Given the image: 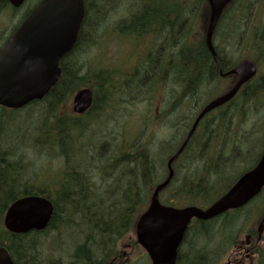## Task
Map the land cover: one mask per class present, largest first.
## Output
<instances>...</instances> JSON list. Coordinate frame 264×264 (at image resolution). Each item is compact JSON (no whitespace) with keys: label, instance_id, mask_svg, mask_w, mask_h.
I'll return each mask as SVG.
<instances>
[{"label":"trees","instance_id":"trees-1","mask_svg":"<svg viewBox=\"0 0 264 264\" xmlns=\"http://www.w3.org/2000/svg\"><path fill=\"white\" fill-rule=\"evenodd\" d=\"M84 1L86 15L79 40L73 52L62 60V76L59 82L44 99L34 101L20 109L30 112L29 115L32 117L33 111L36 110L37 117L34 118H38L40 124L31 130L36 133L31 145L58 162V167L53 166L55 174L44 176L37 171H30V168H36V163L28 159L24 153L25 149L17 151L15 148H4V143L0 139V246L8 249L16 264H65L55 257L45 259L40 248L42 243L40 237L51 228L60 227H66L70 231L72 229L70 233L75 238L77 234L85 236L75 246L71 260L67 264H118L116 260L112 262V259L118 253L119 241L131 232L138 216L148 206L153 188L164 179L161 168L162 171L164 170V175L167 174V161L161 164L157 159L159 150L154 146L153 137L141 135L129 143H124L118 138V142L105 141L93 144L90 140V143L85 144L82 140L85 139L86 124L83 119L86 116H76L64 110L63 106L68 104L70 97L84 85H91L95 94L94 103L87 114L92 113L96 107L103 109L105 103L107 104L117 90L122 91L120 84H109L105 78L107 71L104 69L84 71L86 63L79 61L75 56L77 51H84L85 45L92 44L91 28L96 30L106 19L107 11L115 9L117 3L119 6L120 0ZM235 1L237 0H234L225 12L233 7ZM135 4L129 16L123 20L128 27L122 26L124 22H121L115 25L117 29L132 35L156 33L162 39L153 42L155 51L152 48L148 50L147 45H143L144 41L136 43L134 50L146 48L147 53L142 57L143 63L140 68L134 70L133 79L124 81L123 91H126L130 95V101L134 102L139 99L141 91L152 90L155 85L162 82L172 81L182 84L180 92L173 95L175 98L172 111L174 112L182 105L185 97L183 78L186 79L187 73L183 72L185 68L182 51L183 36L189 33L200 4L204 5V13L209 16V4L207 0L182 2L179 6H176L174 0H138ZM250 7L251 3L245 9ZM8 8H13L10 1L0 0V13ZM252 10L247 12L250 13L248 17H252ZM225 12L223 17L226 15ZM178 13L182 14L178 16L176 15ZM17 26L18 24L13 29ZM233 29L230 31V39L235 37L237 40L243 29L238 24H235ZM247 32V35L243 34L252 52L248 58L258 65V74L243 86L236 97L228 103V108H223V111L221 109L219 117L212 116L211 119L206 117L200 123L184 152L174 164L176 173L173 180L162 192L166 195L165 200L169 205L176 207L209 205L223 195L240 175L260 158L262 147L251 166L247 168V165L243 166V169H246L237 174L227 171L229 167L234 170L240 163L248 162L256 152V148L251 145L247 146V150H244L243 145L235 146L237 139L234 124L237 125L238 130L242 123L241 117L245 116L246 119L249 110H253L254 106L257 108L264 106V71H261V67H264V24L252 26ZM231 44L228 43L226 49L217 47L218 59L223 71L236 64L231 60L230 53L233 52L230 48ZM198 48L200 51H196ZM140 50L143 52L144 49ZM191 52L192 59L187 62L188 68L191 72H195L198 68V71L203 73L206 86L207 75L213 70L211 55L204 45L194 44ZM195 52L202 56L200 62L194 58ZM212 79L214 80L212 83L224 80L222 77L219 78L217 73ZM105 85L110 86L111 92L102 101L98 93H101L99 88H104ZM134 88L135 91H130ZM198 105V102L195 103V106ZM263 117L264 115L260 120ZM215 119L212 128L208 129ZM257 126L254 131L249 130L251 139ZM4 132L0 127V135ZM26 139H29L28 135ZM228 144H232V150L229 154H225L224 150ZM19 146L22 147V143ZM179 146L180 143L176 146L174 144L168 146V150L173 148L171 155ZM192 152L196 159L191 158V160L197 163L195 162L192 172L184 173L187 174L185 176L179 168V163L190 157ZM186 170L189 171V167L185 168ZM33 194L52 200L55 212L49 226L41 231L34 230L23 234L8 231L3 224V215L9 205L21 196ZM261 195L263 199L257 206L262 211V215L264 190L259 197ZM247 206L229 211L212 220L192 222L179 248L177 263H217L216 248L211 246L212 240L220 235L223 241L219 244L224 245L227 241L231 244L236 243L235 237L238 231L232 237H228L226 232L231 224L237 227L241 225L238 221L246 213ZM234 218L236 222L233 223ZM217 221L221 222L215 225ZM252 234L254 237L257 232L252 231ZM257 253L256 264H264L263 244L260 245Z\"/></svg>","mask_w":264,"mask_h":264},{"label":"rangeland","instance_id":"rangeland-1","mask_svg":"<svg viewBox=\"0 0 264 264\" xmlns=\"http://www.w3.org/2000/svg\"><path fill=\"white\" fill-rule=\"evenodd\" d=\"M38 1L39 0H26L20 8H17L16 10L8 8L0 13V46L5 38L12 32L13 27L33 9ZM137 1L138 0H120L119 6L117 3L115 9L112 11L108 10L106 19L98 26V28L96 30L91 28L90 30V36L93 39L92 44H89L88 46L85 45L83 49L84 51L76 52V58L79 61L85 62L87 65L84 71L90 69V71L93 72L94 70L104 69L107 71L105 78L109 81V84H120V90L123 92L121 93L117 90L111 99L107 101V104L105 103L103 109L96 107L92 113L85 115L86 117L83 121L86 124V131L84 133L85 139H83L82 142L87 144L92 140L93 144H100L105 141L118 142V138H121L124 143H129L133 140L132 138L141 135L145 137L150 136L153 137L154 145L157 146V149L159 150L156 157L160 160L159 162L163 164V162L166 163L168 156L173 151V148L168 151V146L172 144L176 146L181 142L185 133L189 129L190 122L198 113L199 107L203 103L205 104L207 101L217 96L219 92H224L226 88L230 87L231 83L230 81L222 80L217 84L209 85L204 89V93H201L196 97L197 99L195 98L194 100L185 102L182 109L171 113H168V108L171 103V95H173V91H175L174 94L177 95L178 91L180 92L181 90L180 85L174 84L173 82H162L155 85L150 91H141L139 99L131 102L130 95L127 94L126 91H123V83L128 79H133L134 70L137 67L140 68L143 63L142 57L147 53L145 52L146 48H144L143 52L140 50L141 48L138 50H134L133 48H135L134 43H139L144 39V35L139 37L141 38V40H139L131 36H125L126 34H119L115 25L120 19L128 15V12L135 7ZM182 1L183 0H174L176 6L181 5ZM250 3L251 7L245 9ZM251 9H253L252 17H248L250 13L247 12ZM235 24H238L243 29L240 32V38L237 40H235V37L230 39V30H234L233 27ZM260 24H264V0H237L225 15V19L216 36V44L222 49H226L228 43H232L230 48L233 52L230 54L233 58L232 61L237 63L239 59L252 55V52L247 45L245 35L248 34L247 31H250L252 26ZM121 25L125 28L128 27L126 22ZM236 29H238V26H236ZM241 34H243V36ZM147 41H144L143 45L148 44L147 47L149 50L150 48H153L154 41L153 38H151L148 43ZM262 70L264 71V67H261V71ZM86 86L91 87V85ZM99 90L101 91V93H98L99 98L102 101H104L106 99L105 97H108L111 92V88L110 86L108 87V85H105L104 88L100 87ZM130 91H135V88ZM72 101L73 95L67 102L68 104L63 106L66 112L69 111L73 113ZM197 102L199 105L195 106V103ZM29 113L30 112H24L20 109L5 110L0 106V127L2 131H5L0 135V139H2V142L4 143V148H15L17 151H24L25 149L24 153H26L28 159L36 163V168H30V171H37L44 176L53 175L55 174L53 166L58 167V162L52 160V157L46 156L45 152L42 153L31 145L33 137L36 135L35 131L31 132V130L35 126H39L40 123L38 118H34L35 116L37 117L36 110L33 111V117L29 115ZM214 114L215 118L220 116L218 110ZM263 115L264 106L262 108L254 106L253 110H249L246 119L245 116L241 117L242 123H240L238 130L237 125L234 124V132H236L235 137L237 139V141H235V146L240 147L241 145L242 147L243 145V147H245L244 150H247V146L251 145L256 148V152L254 157H250L251 160L248 162L240 163L234 170L229 167L227 171L237 174L251 166L257 159V154L264 145V117L259 121ZM215 122L216 119L214 122L210 123V128L208 129H211ZM258 122H260L259 126H257ZM256 126V132L253 139H251L249 130L254 131ZM224 129L226 131V128ZM27 135L29 136L28 140L26 139ZM115 138L116 141H114ZM21 143L22 147L19 146ZM162 146L164 148H161ZM231 150L232 144H228L224 153L229 154ZM191 158L196 159L193 152L190 154V157H186L179 163L180 166L178 165L182 174L185 176L187 174L184 173L192 172L196 165V161L191 160ZM192 161H194L193 165ZM243 166H246V168L243 169ZM187 167H189V171H185V168ZM161 174H164L162 168ZM165 197V194L161 195L163 202H166ZM262 197L263 195L246 207V213H244V215L242 214L243 216L238 221V223L241 222V225H238V227L235 224L229 225L226 232L228 237L234 236L237 228L238 234L235 238L237 240L246 241L247 229H252L247 234H251L252 231H257L262 213L257 204L262 201ZM193 222H195V220ZM220 222L221 221H217L215 225L220 224ZM232 222H236L235 218ZM135 225L136 224H133V229L127 237L119 241L118 251H126L127 255L132 258V264H152L146 251L136 243ZM71 231L73 230L71 229ZM71 231L66 227H60L59 229L51 228L44 233L40 237L42 239L40 245V248L42 249V257L45 259L55 257L65 264L69 263L71 260V253H73L75 246L81 241V238H85L82 234L78 235L76 231L75 233L77 236L75 238L70 233ZM222 241L220 235H217L215 240H212L211 243V246L216 248L215 252H218L216 255L218 260L215 264H227V258L230 256L234 248L235 242H232L233 244H231L227 241L224 245L219 244V242L222 243ZM253 241H256V236L253 237ZM262 244L264 245V239L258 244V246ZM257 257L258 255L255 254L253 264H256ZM112 262H114V258L112 259ZM249 264H251L250 261Z\"/></svg>","mask_w":264,"mask_h":264},{"label":"water","instance_id":"water-1","mask_svg":"<svg viewBox=\"0 0 264 264\" xmlns=\"http://www.w3.org/2000/svg\"><path fill=\"white\" fill-rule=\"evenodd\" d=\"M25 0H10L20 7ZM210 18L207 45L214 57L212 42L215 29L225 8L233 0H207ZM84 0H42L26 17L0 49V105L22 108L45 97L57 84L62 73L61 61L71 53L79 38L85 18ZM258 72L257 65L244 59L225 75L235 74L237 80L224 94L207 103L191 130L169 158L168 175L159 183L148 208L139 217L135 231L137 241L148 252L152 264H177L178 250L193 219L210 220L225 212L240 208L255 198L264 188V150L258 163L239 179L219 199L206 208L195 205L174 207L163 204L160 192L174 176L173 163L187 146L200 120L213 109L230 101ZM94 100L93 90L84 87L73 98V111L85 113ZM55 207L42 195H25L13 201L4 215L5 228L16 234L41 231L49 226ZM264 231V218L259 226ZM0 264H16L5 246H0Z\"/></svg>","mask_w":264,"mask_h":264},{"label":"flooded vegetation","instance_id":"flooded-vegetation-1","mask_svg":"<svg viewBox=\"0 0 264 264\" xmlns=\"http://www.w3.org/2000/svg\"><path fill=\"white\" fill-rule=\"evenodd\" d=\"M41 0L37 2V4L33 7V9L38 5V3ZM32 9V10H33ZM27 13L26 16H28ZM182 13H178L176 15L180 16ZM176 17V16H175ZM166 20V19H165ZM171 20V19H170ZM203 20L202 17L198 16L197 19H193L192 26L189 29V33L187 35L183 36V43H182V51L184 55V61H185V68L183 69V72H186V79L183 78L184 82V101L188 102L189 100H194L196 97H198L201 93H204V89L206 86L209 85H214L215 83L214 80L212 79L215 76V73L218 74L219 78L222 77L223 79H227L230 81L232 84L235 81V76L234 75H229V76H224L223 74L226 71H222V67L220 65V60L217 59L213 56L212 52L207 48L209 54L211 55V60H212V72L207 75V85L205 86L206 82L203 78V73L198 71V68L196 69L195 72H191L190 69L188 68V61L192 59V52H191V47L196 44L197 46L206 45L205 41V26L202 24ZM140 34L138 36V39L141 40ZM143 38L150 41L151 38H153V41L158 42L162 38L159 36V34L156 33H150L148 36H144ZM155 51V48H152ZM196 51H200L199 48L196 49ZM191 57V58H190ZM195 59H197L199 62L202 58V56H199V53L195 52ZM217 71V72H216ZM182 84H180L181 86ZM195 96V97H194ZM172 101L171 104L169 105V112L171 113V107L173 103V95H171ZM228 104L224 105L223 107L226 108ZM222 107V108H223ZM228 108V107H227ZM253 239L250 236H247V241L241 242L235 245V248L233 252L227 258V264H246L248 261L251 262V264L254 263V258H255V248L258 247V240H256L253 243ZM134 244V243H133ZM118 251L117 254L114 255V262L115 260L118 262V264H132L133 262L131 261V256L127 255L126 251L122 250Z\"/></svg>","mask_w":264,"mask_h":264},{"label":"bare ground","instance_id":"bare-ground-1","mask_svg":"<svg viewBox=\"0 0 264 264\" xmlns=\"http://www.w3.org/2000/svg\"><path fill=\"white\" fill-rule=\"evenodd\" d=\"M148 45V44H147ZM144 47V46H143ZM100 163V162H99ZM45 264V263H44Z\"/></svg>","mask_w":264,"mask_h":264}]
</instances>
